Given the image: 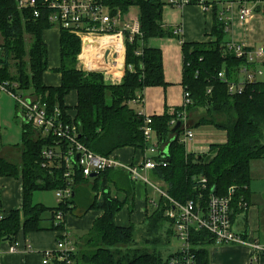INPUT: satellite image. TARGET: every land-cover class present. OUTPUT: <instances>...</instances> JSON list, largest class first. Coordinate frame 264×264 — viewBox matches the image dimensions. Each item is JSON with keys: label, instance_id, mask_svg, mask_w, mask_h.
Returning <instances> with one entry per match:
<instances>
[{"label": "trees", "instance_id": "1", "mask_svg": "<svg viewBox=\"0 0 264 264\" xmlns=\"http://www.w3.org/2000/svg\"><path fill=\"white\" fill-rule=\"evenodd\" d=\"M103 1L124 14H128L132 6L138 11L141 35L131 39L126 36L125 67L122 75V71L116 72V76H120L116 82L106 81L102 71L79 69L77 54L81 41L73 33L59 28L61 60L56 72L60 73V83L59 86L44 84L48 56L42 33L53 28L48 19L50 11L43 10L39 17H35L32 9H19L17 0H0V82L15 85L14 91L22 95L30 92L29 95L40 98L49 111L57 108L66 123L74 122L78 140L97 154L109 155L122 147L143 152L146 143L141 127L145 116L131 105L142 104L145 87L167 85L163 77L162 53L160 49L148 47L147 42L149 38H178V35L161 24L162 8L167 0ZM198 2L189 0L188 4ZM212 6L213 24L208 33L211 39L181 43V85L191 101L185 107L187 119L193 109L206 110V114L188 128L211 125L224 132L225 142L209 144L208 152L203 154L186 151L179 140L183 133L179 113L183 109L174 107L170 114L165 108L162 114L150 116L165 162V166L152 170L150 176L163 185L166 194L182 203L197 198L200 193L203 200L210 193L226 195L227 190L234 187L231 200L234 222L238 216L246 218L251 204V162L264 160V62L261 63L262 76L246 83L241 94L228 93L227 85L239 80L238 71L245 58H238L225 50L228 43L225 22L219 19L216 3ZM138 51L140 54L136 53ZM251 68L256 69L257 65H251ZM219 72L222 77L218 76ZM71 91H75L77 97L74 107L67 106L64 98ZM176 121L181 125L173 131ZM22 127L20 164L0 158V177H21L23 198L19 210H11L0 219V243L13 241L21 231L26 234L49 229L63 232L68 212L74 213L73 210L79 208L83 214L94 208L102 213L81 238L83 248L75 252L70 264H167L174 253L163 257L159 249L174 232L173 223L165 216L169 205L164 197L152 212H147L143 222L146 247H134L135 225L114 223L120 209L126 205L132 212L134 203V182L117 172L120 169L97 173L92 179L91 190L83 187L88 178L76 171L72 175L70 199L55 207L33 203L34 191L62 189L67 185V179L63 175V165L53 163L51 169L41 167L40 153L49 141L36 137L37 131L30 124L25 123ZM59 211L64 218L56 223L55 215ZM45 214L49 215L47 219H44ZM164 221L168 227L163 230ZM190 236L191 250L196 254L198 264H208L207 248L214 244L213 236L207 231L194 229H191Z\"/></svg>", "mask_w": 264, "mask_h": 264}, {"label": "built area", "instance_id": "2", "mask_svg": "<svg viewBox=\"0 0 264 264\" xmlns=\"http://www.w3.org/2000/svg\"><path fill=\"white\" fill-rule=\"evenodd\" d=\"M256 1H236L238 21L241 26L248 23L247 21L252 17ZM167 2L169 5L181 7L188 4L189 0H167ZM199 4L205 11H213L212 4H204L202 0H199ZM232 5L233 2L227 3L219 12V19L225 22L224 31L226 33L231 31L229 22L231 16L226 14L231 11ZM17 6L23 10L32 9V14L35 17H39L43 10L50 11L48 19L51 24L66 29L80 39L81 47L80 52L77 54L78 67L85 71H102L105 80L110 82H116L120 78V76H116V72L123 71L125 67L126 36L131 39L135 35H141L137 17L124 14L118 8L112 9L103 0H17ZM180 32L179 28L174 31L177 35ZM102 38L112 39L115 44L102 47L99 45ZM106 45H108V42ZM225 50L233 52L238 58H245V63L240 66L238 71L239 80L229 82L227 85L228 93L241 94L246 83L255 81L263 74L261 63L264 60V47L249 48L243 42L228 41ZM136 53L140 54V51ZM254 64L257 65L256 69L251 68V65ZM218 76L222 77L223 74L219 72ZM13 87L15 85L13 86L7 81L0 82V93L6 92L15 99L26 123L36 129L41 139L49 141V144L40 153L41 167L51 169L53 163L65 166L63 175L67 179V185L62 189L55 190L57 204L71 198L73 194L72 175L76 171L84 178H88L91 173L97 174L107 169H122L132 181H140L145 185H151L161 196L168 200L169 207L166 210V217L173 223L174 236L180 240L181 244L173 252L174 254L168 258L167 264H198L197 256L191 250V229L207 231L213 236L217 245H236L249 249L248 263L260 264L259 260L264 258V236L251 239L249 236L234 230L233 208L231 207L234 187L229 188L226 195L216 196L210 193L203 200L202 193H200L197 198L182 203L171 198L154 184L155 180H152L150 173L161 165L165 166V162L163 161L164 154L159 151L158 140L155 130L150 124L151 118L149 115H145L144 125L141 127L146 143L144 152L147 154V151L156 153V156L151 158L146 155L144 160L137 164L125 163L113 154L103 156L86 148L78 140L77 129L72 120L66 123L57 108L49 111L40 98L29 94L16 93ZM183 94L184 100L181 106L183 110L179 113V119L185 123L187 119L185 107L191 101L188 92L183 91ZM193 138V132L189 128H184L179 140L187 148ZM152 204L155 207L157 206L154 201H152ZM63 218L64 214L61 211L56 213V223L62 222ZM57 240L54 249L42 253V264L71 263V258L76 252L72 239L64 234L62 238Z\"/></svg>", "mask_w": 264, "mask_h": 264}, {"label": "crops", "instance_id": "3", "mask_svg": "<svg viewBox=\"0 0 264 264\" xmlns=\"http://www.w3.org/2000/svg\"><path fill=\"white\" fill-rule=\"evenodd\" d=\"M166 1V0H164ZM208 4L216 3L218 13L222 10L224 5L229 2H233L232 9L226 15L231 16L230 27L232 24V31H229L226 36L227 41H235L244 43L249 48L264 47V0H257L255 4V10L252 17L247 21L245 25L240 24L238 21V8L236 5L237 0H203ZM162 21L161 24L164 28L174 31L179 28L181 32L178 34V38L171 37H157L149 38L147 46L151 48L160 49L162 53V67L163 77L166 81V86H148L143 91L142 104H132L134 110L137 106H141V109L136 110L142 115H159L162 114L165 108L168 109L170 114L173 113L174 107H181L184 100L183 88L181 85L182 75V42H200L209 41L211 37L208 36L209 31L212 28V11H205L199 4H185L184 6H175L168 4L167 2L162 8ZM130 16L137 17L135 15ZM219 15V14H218ZM59 28H50L44 30L42 33V41L45 42L47 47V67L48 69L43 74V83L51 86H59L60 73L56 72V69L60 65V41H59ZM175 34V33H174ZM177 35V34H176ZM264 62V60H263ZM52 64V65H51ZM55 66V67H54ZM78 67V64H77ZM123 71L121 72V75ZM120 81V80H119ZM26 94H31L26 92ZM65 103L69 107H74L77 101L76 92L71 91L65 97ZM70 113L72 110H69ZM196 116L202 114V111L196 110ZM189 118H190V114ZM202 116V115H201ZM200 116V117H201ZM200 117L195 120L187 119V124L193 125ZM26 123L23 113L17 106L15 99H13L6 92L0 93V158L6 159L17 165L21 161V151L23 148L22 134L23 125ZM191 129V128H189ZM220 139H203L198 141L199 143L207 141L208 145L199 148L195 147L196 143L192 144V147L185 148L186 151H192L195 153L203 154L207 153L209 144L225 142L226 136ZM36 137L41 140V137L36 132ZM191 142V141H190ZM189 142V143H190ZM189 146V145H188ZM112 154L115 157H119L121 161L125 163H140L144 160L145 152L131 148L122 147L113 151ZM148 155V154H147ZM257 168L260 169L258 174L264 178V160H254ZM253 162V161H252ZM251 162V163H252ZM252 167V164H251ZM124 174L130 181H132L126 172L122 169L117 172ZM252 171V170H251ZM96 176V175H95ZM88 177V183L83 184L84 188L91 190L94 184L93 178ZM252 178V174H251ZM253 179V178H252ZM91 180V181H90ZM252 181V180H251ZM133 211L130 213L125 205L120 212L114 217V223L117 225H138L144 224L143 222L147 216V203L149 201L146 195L147 185L140 181L133 180ZM156 182V181H155ZM159 187L162 189L163 185L159 182ZM49 190V189H48ZM155 190V189H154ZM41 190H36L32 194L33 203L42 204L46 207H55L57 205L55 190H51L54 193V202L46 204L42 198L41 193H37ZM156 191V190H155ZM157 192V191H156ZM251 204L255 208L250 220L248 216L240 220L242 221L239 227H234V230L242 233L245 236H249L251 239H258L264 236V216L260 215V206L252 203L255 198V193L251 191ZM22 184L21 177H0V216L5 217L11 210H19L22 205ZM154 201V200H151ZM155 203V201H154ZM157 204V203H156ZM82 205V203H81ZM152 208L155 206L152 204ZM248 210V209H247ZM68 212L65 216V230L63 232L57 230H39L30 233L19 232L13 241H3L0 243V264H42L43 252L46 250H52L55 248L57 237L67 234V236L73 240L78 249L83 248V240L81 239L88 230L92 227V221L98 217L102 211L91 208L89 211L82 214L79 208ZM49 217L48 214L44 215V219ZM238 218V217H237ZM237 218L234 219V223L237 222ZM208 264H249V249L242 246H230V245H209L208 248ZM242 253V258H239V254ZM171 254V253H170ZM244 257V258H243ZM260 264H264V258L259 260Z\"/></svg>", "mask_w": 264, "mask_h": 264}, {"label": "rangeland", "instance_id": "4", "mask_svg": "<svg viewBox=\"0 0 264 264\" xmlns=\"http://www.w3.org/2000/svg\"><path fill=\"white\" fill-rule=\"evenodd\" d=\"M128 11H129V13L131 15H135V16L138 15V11H137L136 7L132 6V7L129 8ZM54 28H59V27L54 26ZM231 29H232V24H231ZM27 40H26V42H28ZM0 41H1V38H0ZM135 109L139 110V109H141V106H137ZM196 110L202 111V114H200L199 116H196V113H195ZM188 114H190V118H189V115H188L189 120H195L198 117H200L201 115H205L206 114V110L203 109V108L202 109H193ZM185 124H187V123L185 122ZM190 130L193 132V137L194 138L189 143V146L187 145L188 148L192 147V144H194V143H196L195 147H199V148H203V147L207 146L208 145L207 141H203L201 143L198 142V141L203 140V139H217V138L222 139V138H224L223 132L220 131V130H216L211 125H205L204 124V125L199 126L197 128H192L191 127ZM147 152H148L149 156H152V157L156 156V153H151L149 151H147ZM257 165H259V164L256 163L255 161L252 162L251 174H252V178L253 179L250 182V189H251L252 192L255 193V195H254L255 198H254L252 203H255L258 206H260V210H261L260 211V215L264 216V178L260 177L261 173L258 174V171L260 169L257 168ZM156 186H159L158 183H156ZM37 193H41L43 195L42 198H43V200L45 199L44 200L45 205L54 202L55 197H54L53 191H51V190L39 191ZM146 195L149 198V201L147 203L148 205H147L146 208L148 209L147 212L150 213V212H152L154 210V208H152L153 206H152V201L151 200H154L155 203H159L160 200H161V196L150 185H147ZM255 211L256 210H255V208L253 206H251V208H248V210H247L248 220H250V218L252 217L253 213H255ZM242 219H243L242 216H238V218H237V222L238 223H234V227H236V228L239 227L241 222H242L240 220H242ZM166 227H168V223L164 221L163 222V230ZM144 231H145V224L136 225L135 232H134V238H135L134 240H135L136 243L134 242L135 243L134 247L135 246H138L140 248L141 247L142 248L146 247L145 237H143V235H142L144 233ZM169 237H170L169 241L167 243H165V245H163L162 249H159V251H161L163 257H166L170 253L175 252L180 247V244H181L180 240L176 236L171 235ZM239 258H242V253L239 254Z\"/></svg>", "mask_w": 264, "mask_h": 264}, {"label": "bare ground", "instance_id": "5", "mask_svg": "<svg viewBox=\"0 0 264 264\" xmlns=\"http://www.w3.org/2000/svg\"><path fill=\"white\" fill-rule=\"evenodd\" d=\"M53 27H54V25H53ZM80 40V39H79ZM86 41H88V42H90L89 40H86ZM107 42H108V45H106L107 44ZM95 43H97V42H95ZM115 44V42H114V40H112V39H107V38H102L101 39V42H99V45L100 46H102V47H106V46H109V45H114ZM85 45H87V44H85ZM126 55V54H125ZM124 61H125V58H124ZM79 69H81L80 67H78ZM93 71H96V70H93ZM185 122H187V119H186V121ZM181 123H182V129H183V131H184V128H186L187 129V127H184V122L181 120ZM146 155H147V153H145ZM149 156V155H148ZM149 157H151V158H155V156L154 157H152V156H149ZM154 184L156 185V182L154 181ZM151 186V185H150ZM161 191L163 190L164 191V189L162 188H160L159 186H157ZM154 188V187H153ZM155 189V188H154ZM156 190V189H155ZM157 191V190H156ZM158 192V191H157ZM165 192V191H164ZM158 194H159V192H158ZM160 196H161V194H160ZM161 197H163V196H161ZM165 198V197H164ZM166 199V198H165ZM167 200V199H166ZM168 201V200H167ZM168 205H169V203H168ZM165 216H166V211H165ZM167 218V217H166ZM1 219V218H0ZM167 220L169 221V219L167 218ZM58 241V240H57ZM73 241V240H72ZM214 244H215V241H214ZM220 245H227V244H220ZM230 246H232V245H230Z\"/></svg>", "mask_w": 264, "mask_h": 264}, {"label": "water", "instance_id": "6", "mask_svg": "<svg viewBox=\"0 0 264 264\" xmlns=\"http://www.w3.org/2000/svg\"><path fill=\"white\" fill-rule=\"evenodd\" d=\"M175 123H176V124H175V126H174V128H173V131L176 130V129H178V128L180 127V125H181V123H180L179 121H176ZM95 175H96V173H91V174H90V177H93V176H95Z\"/></svg>", "mask_w": 264, "mask_h": 264}]
</instances>
